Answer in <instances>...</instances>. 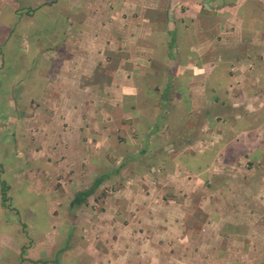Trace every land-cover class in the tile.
Wrapping results in <instances>:
<instances>
[{"label": "crops", "instance_id": "0c3cea01", "mask_svg": "<svg viewBox=\"0 0 264 264\" xmlns=\"http://www.w3.org/2000/svg\"><path fill=\"white\" fill-rule=\"evenodd\" d=\"M60 1L68 12L74 10V0ZM98 2L81 0L85 21L81 19L78 27L69 21L72 12L62 17L39 7L23 18V25L16 22L9 33L0 29L1 36H11L3 45L11 41L16 52L22 51L19 40L24 35L32 38L36 60L30 73L20 70L27 78L18 79L19 94L27 93L25 98L34 101L78 99L75 108L69 102L64 108L44 103L42 110H35L32 127L41 129L42 120H47L43 130L49 142L38 139L41 147L34 146L27 154L43 168L52 163L67 168L74 155L70 117L81 110V100L87 96L99 103L94 112L88 108L81 112L87 110L86 116L98 119L91 120L90 132L80 130L82 164H105L108 156L116 166L111 172H101L96 180L128 181L118 186L99 216L114 220V258L124 264H170L168 259L184 264L194 256L196 264H242L250 253L254 262L263 248L257 245H264V0H112L107 14L99 12L95 17L96 22L99 17L110 21L91 27L94 13L84 8L93 7L96 12ZM45 19L54 23L47 33ZM74 34L82 41L79 49L73 48ZM58 35L61 38L55 42ZM90 35L91 42L85 40ZM44 37L55 40L49 50L64 52L62 76L68 86L64 93H52L56 65L47 58L42 61V52L36 48ZM89 61L98 71L90 77L85 65ZM2 66L5 63L0 59ZM76 68L86 74L82 75L86 78L82 92L72 91ZM9 76L7 70L0 71V101L12 98ZM7 105L0 111V148L9 145L8 115H22L9 112ZM61 115L66 117L63 127H57L58 122L53 127L52 120L58 121ZM29 120L17 123L18 133L30 127ZM37 120L41 121L38 126ZM110 123L114 127L111 140L103 135ZM111 143L109 156L102 150ZM24 146L16 148L18 157ZM5 158L1 154L0 165ZM35 173L37 178L41 172ZM1 176L5 178L4 173ZM101 184L89 189L93 191L90 197ZM53 190L48 194L56 197ZM21 191L15 202L7 191L8 203L0 192V264H9V253L28 248L24 242L8 248L13 235L16 241L23 240L15 229L23 230L24 211L30 213L29 220L47 226L51 197L30 187ZM40 199L43 204H38ZM11 225L16 228L9 230ZM18 260L10 264H21Z\"/></svg>", "mask_w": 264, "mask_h": 264}, {"label": "rangeland", "instance_id": "374dc122", "mask_svg": "<svg viewBox=\"0 0 264 264\" xmlns=\"http://www.w3.org/2000/svg\"><path fill=\"white\" fill-rule=\"evenodd\" d=\"M58 1V2H57ZM0 0V29H4L3 32L6 31V33H9L11 29L16 27V22L21 23L23 25V18L28 14L31 15L32 11L34 12L37 8L45 9L49 13H52L51 11H57L59 12L62 17L67 16L66 13H71L73 16V19L69 20L71 22V25H74V27H78L79 21L83 19L85 21V17L83 16L84 14L81 12L82 10L80 9L81 5V0H74V10H70L68 12L67 9H65L64 3L61 2L60 0ZM100 1V0H99ZM55 2V3H54ZM95 2V1H94ZM49 3H52L49 5ZM112 5V0H101V3L98 2L95 4V7L97 8V11L95 12L93 7L92 8H84V12H89V13H94V17L92 18L91 27H100L102 25L107 24L109 19L99 17V20L96 22L95 17H97V14L102 13L104 16L107 14L108 9L107 7H111ZM31 10V14L30 13ZM70 15V14H69ZM68 15V16H69ZM44 19V17H41ZM42 22H47L48 27L51 24H54L53 21H47L46 19ZM25 23V22H24ZM26 24V23H25ZM98 24V25H97ZM15 25V27H14ZM28 25V24H26ZM93 25V26H92ZM31 27V25H29ZM31 29V28H30ZM95 30V29H94ZM1 31V30H0ZM32 31V30H31ZM6 33H4L3 36L0 35V44L2 45L1 47V52H0V59L4 61L5 63V68L2 66L0 69L1 73H5L6 70L8 71L10 69V76H9V86L11 87V90L9 92V95H11L12 98L14 99H9L5 100V102L8 104V111L13 113V110L17 112H21L22 115L17 116V115H8V123H9V137L11 140V143L9 145H15V152L9 148V146H1L0 148V158L1 154L5 156L6 158L4 159V162L2 163L3 165V173L5 175L4 180L7 182V185L9 187L8 190V195L11 197V201L15 202L17 200V195L22 192L21 189L23 190L26 187H30L33 191L36 193H41L43 195H47L46 197H51V201L49 206H47V211H46V216H47V226L46 228L41 226L40 223L37 220H29L27 216H31L30 213L27 211H24V220L25 224H23V230L21 231V234L19 230L15 229L16 235L18 237L23 235V240L20 238V241H16L15 235L13 237H10L12 239L9 240L8 248L10 250V247H14L13 245L17 242L20 245H25L28 248L26 251H16V254L9 253V264L10 261L16 262L18 258L21 259L18 260V262H21V264H124L126 261L124 260H119L118 258H114L113 251H114V245L112 244L114 238H113V218H104L101 219L102 217H99L100 214H102V210L104 209L103 206L108 202V199L110 197H114V194L116 191L119 190L118 186H123L128 182L126 179L125 180H113L112 178H108L107 180L104 181V183L101 184L99 189H97L92 197H89L87 199V202H84L80 207H75L72 208L69 203L70 200H74V198L79 194V191H85L89 189H94V182L97 177H100L103 173L101 172H111L114 170V167L116 166L114 163H112V159L107 156V159H105V164L103 163H98V164H82V160L80 159V154H81V148H80V135H82L80 130H84L87 132V130L90 132L89 128L90 127V122L91 120L98 119V116H86V111L96 110L94 105L96 103H99L95 100H91V98H88L85 96L83 100H81L82 106L80 109H87L84 110L82 113L81 110L78 111L77 113L74 112L73 115L70 117L71 121V127L72 130L70 132V136L74 141L73 142V148H74V155L72 162L65 167L64 164H59V163H52L48 164L43 168L41 163L34 164L33 161H36L34 157H30L27 153L34 149L35 147H41L40 142L38 139H42L41 141L44 143L49 142L48 134L45 133L44 126H48L47 120L43 121V125H40L41 129H38V127H32V123L35 119L34 118V112L35 110H42L46 103V106L49 105L52 108H64V107H69V103H72L73 108H75V103L78 102L72 99V100H65V99H60L59 101H54L52 99H44V100H37L34 101L32 99H26L25 95L26 94H19L18 92V85H20L21 81L19 82L18 79H26L27 74L32 71L30 68V65L32 62H34L35 59V52L33 51V47L31 46L32 41H31V36L27 34L22 37V39L19 40L20 42V47H21V52H16L17 48L11 41L9 42V45H3L4 40L7 38ZM76 33V32H74ZM61 38V35L56 37L57 42ZM89 39V42L93 40V35L86 36L85 40ZM84 41V40H83ZM102 41L103 38H102ZM99 42V41H98ZM82 43L81 39L79 38L78 35L74 34L73 35V48L79 49L80 44ZM77 44V45H76ZM85 44V43H84ZM11 48V49H10ZM36 48L40 49L42 54H41V60L45 61L47 60L48 62L51 61L53 65H56L54 68H52V71L55 69L56 72H58L57 76L53 77L52 82L56 83L53 84L52 86V93L54 91L57 92H63L66 91V88L68 87L64 83V77L62 76L63 70H64V64H63V58L62 54L64 53L61 48L59 49V53H55L54 50H49V44L41 43L36 46ZM53 51V52H50ZM75 54V52H73ZM83 54H93V53H88L84 52ZM100 53H94L95 56H97ZM102 54V53H101ZM80 57V56H79ZM47 58V59H46ZM87 59H90V56H87ZM93 61V59H90ZM89 61L91 64L89 66L87 63H85L86 67L88 68L86 71V74L89 75H94L95 73H98L96 70V67L94 64L92 65V62ZM87 62V61H84ZM21 65V66H18ZM21 67H23L21 69ZM20 70H26L24 73ZM15 71V72H14ZM16 71L19 72L20 74L17 76H13L16 74ZM82 73H85L82 70ZM90 73V74H88ZM26 74V75H25ZM86 74H81L80 68H76V72H74V77H76V80L74 78L72 85V91H78L82 92L80 89L86 85V78L82 77V75ZM80 75V76H79ZM19 76V77H18ZM80 77L83 79V83L80 81ZM90 77V76H89ZM94 78H89V80H93ZM50 81L48 82V84ZM18 84V85H17ZM49 86V85H47ZM58 97L63 98V94H59ZM85 93V92H84ZM53 94H50V98ZM72 95H77V94H72ZM80 95V94H78ZM21 96V98H19ZM29 96V95H27ZM4 101H0V111L3 109L5 110L4 106H6V103ZM69 102V103H68ZM5 105H4V104ZM59 103V104H58ZM48 106V107H49ZM92 108V109H90ZM90 112V111H88ZM38 113V111H37ZM82 113V115H81ZM38 119L40 118L38 115L35 116ZM14 118V120H13ZM23 118V119H22ZM43 118V117H42ZM53 118V117H51ZM58 121L52 120V125L53 127L57 123V127H63V123L66 120V117L61 115L56 117ZM61 118V120H60ZM16 119H18L16 121ZM22 119V121H20ZM31 119V120H29ZM28 123L27 125H30L28 129H24V132L18 133L17 131V123L23 122ZM38 121L35 123L36 125L38 124ZM83 121V122H82ZM41 122V121H40ZM97 123H95L96 125ZM68 125V124H67ZM102 125V124H101ZM38 126V125H37ZM98 126V125H97ZM113 125L110 123L107 126H105V131L103 135L107 138V136H110L109 139L111 140V136H113ZM32 127V128H31ZM13 131L11 132V129ZM87 128V130H86ZM98 128H102V126H98ZM34 130H38L37 132ZM41 131V134L40 132ZM117 131V130H116ZM19 134V135H18ZM77 139V142H75ZM115 142V141H114ZM23 143L24 149H21V158L17 156L16 154V148L18 147L19 144ZM77 143V144H76ZM107 143V142H106ZM5 147V148H4ZM11 147V146H10ZM102 146H100L101 148ZM111 147H113V143L109 145L105 150V152L109 153V156H111L112 150ZM100 148L98 149L100 151ZM86 153L92 154L91 149H85ZM95 151V149H94ZM95 153V152H94ZM104 154V152H103ZM102 152L99 154L101 155L102 158H104ZM95 155V154H94ZM93 155V156H94ZM89 156H86V159ZM100 157V156H99ZM59 160V158H58ZM38 161V160H37ZM116 169V168H115ZM38 170L41 173H37L36 177L34 178L35 171ZM71 173V177H70ZM19 174V179L17 178ZM83 178V179H81ZM118 182V183H116ZM120 182V183H119ZM130 182V181H129ZM64 184H66V192H64ZM120 184V185H119ZM128 185V183H127ZM23 186V187H22ZM53 189L57 191V196H49L48 193H54ZM82 189V190H81ZM50 191V192H48ZM36 195V194H35ZM28 198V197H27ZM32 199L31 196L28 198ZM48 202V201H47ZM43 204L44 201L40 199L38 201V204ZM56 203L57 208L54 206ZM48 205V204H47ZM53 206L52 211L50 207ZM70 206V208H69ZM50 209V211H49ZM104 221V222H102ZM126 225H128V218H125ZM123 223H120V226H122ZM102 226H105L103 229ZM15 227V226H14ZM14 227L11 225L10 229H14ZM44 229H43V228ZM16 228V227H15ZM102 237H106L102 239ZM125 237V236H124ZM123 237V238H124ZM127 239V236L126 238ZM251 243L246 244L245 246H249ZM257 249H261V252L254 262L253 258L251 259L250 253L243 261L242 264H264V245L263 244H258ZM2 249V248H0ZM13 249V248H12ZM2 251V250H1ZM0 251V253H1ZM18 253V254H17ZM21 253V254H20ZM15 255V256H14ZM18 255V256H17ZM21 255V256H19ZM190 263L184 262V264H196V259L194 256H192L189 259ZM168 262L170 264H175L176 261H172L168 259ZM180 262V261H179ZM181 263V262H180Z\"/></svg>", "mask_w": 264, "mask_h": 264}, {"label": "trees", "instance_id": "16d2710c", "mask_svg": "<svg viewBox=\"0 0 264 264\" xmlns=\"http://www.w3.org/2000/svg\"><path fill=\"white\" fill-rule=\"evenodd\" d=\"M57 0H55V2H56ZM54 2V3H55ZM58 2V1H57ZM52 3H49V5H51ZM32 13H33V11H32ZM29 14H31V10H30V13ZM61 23L63 24L64 22L63 21H61ZM50 27V26H49ZM49 27L48 26H46V33H47V31H49ZM49 38V37H48ZM47 37H44L41 41H43V40H45V41H43V43H45V44H49V47L50 46H53L54 44V41L55 40H53L52 38H49L48 39ZM11 39V36H9L8 38H7V40H10ZM1 47H2V45L0 44V52H1ZM10 69L11 68H9V70H8V72L10 71ZM10 73V72H9ZM4 104V103H3ZM5 105V104H4ZM4 107H6V106H4ZM5 109V108H4ZM1 111H3V109L1 110ZM8 144H10L11 143V140H10V137L8 136ZM9 146V148L11 149V150H9V151H14L15 152V145H8ZM11 146V147H10ZM0 167H2L1 168V170H0V192H1V195H2V198H3V201H4V203H8V202H10V199L8 198V196H7V191L9 190V187H8V185H7V182L4 180V178H2V176L1 175H3V165H0ZM102 183V181H100V180H96L95 181V185H94V188H98V186L100 185ZM92 192L93 191H91V190H88V191H85V192H80L79 194H77V196L74 198V200L72 201V203H71V207L72 208H75V207H80L84 202H87V199L92 195Z\"/></svg>", "mask_w": 264, "mask_h": 264}]
</instances>
